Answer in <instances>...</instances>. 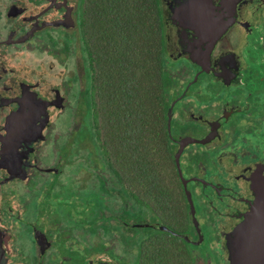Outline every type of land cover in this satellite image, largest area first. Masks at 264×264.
I'll return each mask as SVG.
<instances>
[{"label":"flooded vegetation","instance_id":"1","mask_svg":"<svg viewBox=\"0 0 264 264\" xmlns=\"http://www.w3.org/2000/svg\"><path fill=\"white\" fill-rule=\"evenodd\" d=\"M91 4L0 0V135L28 93L44 124L17 149L18 177L0 166V264H264V224H249L264 219V0H149L160 117L125 118L138 97L118 83L110 119L104 80L100 150L86 132ZM38 56L52 65L30 67Z\"/></svg>","mask_w":264,"mask_h":264},{"label":"trees","instance_id":"2","mask_svg":"<svg viewBox=\"0 0 264 264\" xmlns=\"http://www.w3.org/2000/svg\"><path fill=\"white\" fill-rule=\"evenodd\" d=\"M90 8L89 27L82 29L81 40L89 38L90 60L85 64L89 73L87 86L93 87L89 108L86 111V132L96 150L101 149L100 95L104 80L112 90L110 119L116 117L115 89L121 83L124 91L137 92V107L128 104L123 113L131 118L136 112L140 119L159 118L164 61L162 58L164 36L157 22L159 14L150 8L149 0H106L103 12L102 0H93ZM106 15L103 27L102 14ZM161 25V22H160ZM135 46L138 57L134 58ZM104 49L106 54H104ZM152 49V51H150ZM150 51V52H149ZM152 72V74H151ZM125 103V102H123ZM153 112V114H152ZM114 134V131L110 132ZM114 140L110 144L114 145ZM114 151V147L110 148Z\"/></svg>","mask_w":264,"mask_h":264},{"label":"water","instance_id":"3","mask_svg":"<svg viewBox=\"0 0 264 264\" xmlns=\"http://www.w3.org/2000/svg\"><path fill=\"white\" fill-rule=\"evenodd\" d=\"M172 19L179 21V12L174 11ZM37 106L34 103V97L29 93L25 94L18 101V108L11 112L6 121V134L0 135V166L5 168L11 176L18 177L21 173V157L17 155L18 147L23 143L30 146L36 139L42 138L43 110ZM185 142L182 141L181 145ZM260 208H264V204L260 205ZM249 224H258V230L261 232L264 219L252 220ZM249 224L244 223L235 229L236 239L244 241L246 237L244 233L248 230Z\"/></svg>","mask_w":264,"mask_h":264},{"label":"rangeland","instance_id":"4","mask_svg":"<svg viewBox=\"0 0 264 264\" xmlns=\"http://www.w3.org/2000/svg\"><path fill=\"white\" fill-rule=\"evenodd\" d=\"M80 56H78V58H79ZM44 58V56H38L37 58H35V60L36 61H32L31 62V65H30V67H33V68H35L36 70H37V67L39 68V66L40 65H42L43 67H48V65L49 66H51L52 65V63L51 64H49V61H50V58L49 59H43ZM77 59V58H76ZM39 63V65H37L38 63ZM56 66H54V70H60V67L59 68H55ZM43 69V68H42ZM65 69V68H64ZM43 108V107H42Z\"/></svg>","mask_w":264,"mask_h":264}]
</instances>
